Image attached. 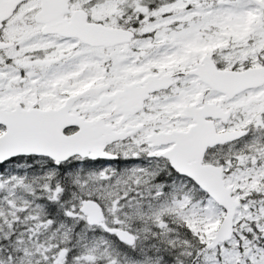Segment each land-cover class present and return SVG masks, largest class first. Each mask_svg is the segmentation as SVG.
I'll return each instance as SVG.
<instances>
[{"label":"snow or ice","instance_id":"obj_1","mask_svg":"<svg viewBox=\"0 0 264 264\" xmlns=\"http://www.w3.org/2000/svg\"><path fill=\"white\" fill-rule=\"evenodd\" d=\"M0 264H264V0H0Z\"/></svg>","mask_w":264,"mask_h":264}]
</instances>
